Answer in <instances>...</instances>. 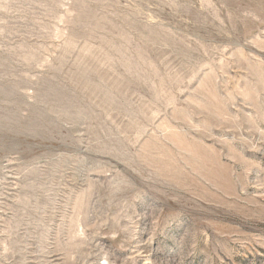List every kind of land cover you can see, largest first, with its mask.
<instances>
[{
    "label": "rangeland",
    "instance_id": "1",
    "mask_svg": "<svg viewBox=\"0 0 264 264\" xmlns=\"http://www.w3.org/2000/svg\"><path fill=\"white\" fill-rule=\"evenodd\" d=\"M0 264H264V0H0Z\"/></svg>",
    "mask_w": 264,
    "mask_h": 264
}]
</instances>
